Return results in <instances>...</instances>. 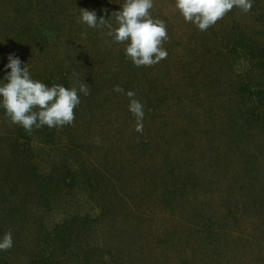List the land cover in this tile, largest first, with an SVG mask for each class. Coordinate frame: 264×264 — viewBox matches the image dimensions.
Returning a JSON list of instances; mask_svg holds the SVG:
<instances>
[{"label": "rangeland", "instance_id": "374dc122", "mask_svg": "<svg viewBox=\"0 0 264 264\" xmlns=\"http://www.w3.org/2000/svg\"><path fill=\"white\" fill-rule=\"evenodd\" d=\"M122 4L0 0V78L14 53L49 86L90 87L59 128L27 134L0 109V224L16 201L31 210L0 227V264H264V0L203 32L155 0L168 55L139 68L77 22ZM20 9L26 46L4 40ZM116 85L145 104L142 133Z\"/></svg>", "mask_w": 264, "mask_h": 264}, {"label": "clouds", "instance_id": "9594fccd", "mask_svg": "<svg viewBox=\"0 0 264 264\" xmlns=\"http://www.w3.org/2000/svg\"><path fill=\"white\" fill-rule=\"evenodd\" d=\"M155 0H123L119 10L111 13L114 22L104 16L97 17L94 9H80L77 22L87 29L98 30L105 44H124V56L133 66L150 67L168 55L163 44L168 39L164 20L153 16ZM254 0H174V9L185 23H191L199 31H207L233 8L243 13L251 11ZM82 36L86 33H81ZM10 71H7L9 70ZM5 75L0 78V109L11 124L22 127L27 134L33 128H59L71 125L74 110L81 103V96L90 94L86 83H74L69 87L53 83L50 86L34 79L26 64L14 53H9L4 64ZM76 75L75 73L73 74ZM129 100L128 111L135 118V131L143 132L145 104L136 98L133 90L113 87ZM100 139H96L97 145ZM13 247L11 231L0 236V251Z\"/></svg>", "mask_w": 264, "mask_h": 264}, {"label": "trees", "instance_id": "16d2710c", "mask_svg": "<svg viewBox=\"0 0 264 264\" xmlns=\"http://www.w3.org/2000/svg\"><path fill=\"white\" fill-rule=\"evenodd\" d=\"M89 1L92 2V1H96V0H89ZM96 4L97 3L94 4L93 8L96 6ZM72 12L74 13L73 9H72ZM24 16L25 15H23L21 9H20V11L16 10V11L11 12V17L9 18V20H11L13 18L12 22H14V24L11 21H9L10 24L8 23V26L7 25L4 26L9 31V35L4 40H6V39L10 40L11 43L13 42L17 46L20 45V44H23L24 46H26L25 43H29V44L31 43V41L26 38L27 37L26 35L28 34L30 39H31V35H30L29 30H27V28L23 27V24L28 22L27 18H25ZM33 38L34 37H32V39ZM2 42H4V41L2 40ZM2 59L3 58H0V63L2 62ZM14 197H15V194L11 198H14ZM10 205H11V208L7 212V215H5V219L11 222L10 225H8L9 228L11 227V225L13 224V222L15 220H16V222H18V220H20V219H22V221L19 222L18 226L27 225L28 221H25L24 217H25L26 214L31 213V210L30 211H26L24 209V206L26 208V207H28V205L23 204V206H19V203L17 201L15 203L10 204ZM23 210H24V212H23ZM3 214H5V212ZM5 226L6 225L4 224V221H3V223L0 224V227H1L2 230L9 229V228H7V226L6 227ZM14 234H15L14 237H18L17 235H19L18 231L14 232Z\"/></svg>", "mask_w": 264, "mask_h": 264}]
</instances>
